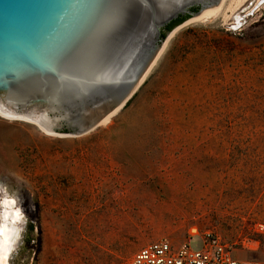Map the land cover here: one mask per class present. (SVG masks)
I'll return each mask as SVG.
<instances>
[{"label":"rangeland","instance_id":"rangeland-1","mask_svg":"<svg viewBox=\"0 0 264 264\" xmlns=\"http://www.w3.org/2000/svg\"><path fill=\"white\" fill-rule=\"evenodd\" d=\"M4 198L21 213L6 264H118L162 237L201 249L195 231L264 264V2L177 27L88 134L0 111V223Z\"/></svg>","mask_w":264,"mask_h":264},{"label":"water","instance_id":"water-1","mask_svg":"<svg viewBox=\"0 0 264 264\" xmlns=\"http://www.w3.org/2000/svg\"><path fill=\"white\" fill-rule=\"evenodd\" d=\"M221 1L0 0V110L88 134L134 96L170 34Z\"/></svg>","mask_w":264,"mask_h":264},{"label":"built area","instance_id":"built-area-1","mask_svg":"<svg viewBox=\"0 0 264 264\" xmlns=\"http://www.w3.org/2000/svg\"><path fill=\"white\" fill-rule=\"evenodd\" d=\"M192 236L201 238V249L192 247L193 239L176 245L162 237L138 250L130 260L118 264H245L235 257L234 245L216 233L206 231L200 235L195 231Z\"/></svg>","mask_w":264,"mask_h":264},{"label":"bare ground","instance_id":"bare-ground-1","mask_svg":"<svg viewBox=\"0 0 264 264\" xmlns=\"http://www.w3.org/2000/svg\"><path fill=\"white\" fill-rule=\"evenodd\" d=\"M223 3H224V0L221 1L220 5L218 6L217 9H215L213 11H210V12L204 14V15H201L197 19H203V18H206V17H211V16L213 17L215 15H218L221 12V10H222ZM0 111H2V110H0ZM6 115L9 116V117L22 118V119L30 120V121H33L37 125L40 126L38 120H36L35 118H26V117H23V116L18 117V116H13V115H8V114H6ZM110 116H108L106 119L109 120ZM106 119L103 122H105ZM1 217H2V222L0 223V264H6L7 259H8V255H9V252H10V242H11L10 238H9V236L7 234V231H9L11 229V226L13 224H15L17 221H19L21 219V213H20L19 209L15 208V200L4 198V200L2 202V214H1Z\"/></svg>","mask_w":264,"mask_h":264},{"label":"trees","instance_id":"trees-1","mask_svg":"<svg viewBox=\"0 0 264 264\" xmlns=\"http://www.w3.org/2000/svg\"><path fill=\"white\" fill-rule=\"evenodd\" d=\"M199 9V7H194L193 10L197 11ZM190 18L189 15H185V16H180L177 19L173 20L171 23H169L163 30L162 33V37L165 38L167 36V33L172 31L174 28H176L177 26L181 25L182 23H184L186 20H188ZM34 225L31 224L30 225V230H33ZM27 240H31L30 237H27Z\"/></svg>","mask_w":264,"mask_h":264}]
</instances>
